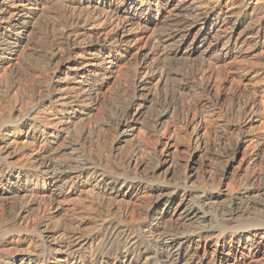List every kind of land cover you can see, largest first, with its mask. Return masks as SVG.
<instances>
[{"label": "bare ground", "instance_id": "obj_1", "mask_svg": "<svg viewBox=\"0 0 264 264\" xmlns=\"http://www.w3.org/2000/svg\"><path fill=\"white\" fill-rule=\"evenodd\" d=\"M217 4L0 0V264H264V0ZM39 23L58 27L54 49ZM179 52L197 54L203 71L175 77L172 95L189 102L174 119L161 62ZM29 56L48 78L21 81ZM130 60L119 105L109 90ZM219 62L243 99L239 120L218 124L239 136L213 171L201 130L223 109ZM149 103L165 106L141 122Z\"/></svg>", "mask_w": 264, "mask_h": 264}, {"label": "rangeland", "instance_id": "obj_2", "mask_svg": "<svg viewBox=\"0 0 264 264\" xmlns=\"http://www.w3.org/2000/svg\"><path fill=\"white\" fill-rule=\"evenodd\" d=\"M198 1L200 3H202V8H206L207 5L209 6L210 4L218 3L216 6V12H218V13H220V12L222 13L225 9L235 8V6L238 5V2H239V0H198ZM261 1L262 0H252V3H260ZM203 4H204V6H203ZM245 23H243V24H245ZM38 25L36 26L35 32L40 33L42 38H43L40 40L42 47L47 48V50H49V48L51 49L52 47L54 49L53 40L55 39L54 37H56L58 27L57 26L56 27L55 26L54 27H46L42 23H39ZM243 26H245V25H243ZM160 29L162 30L161 25L160 26L157 25V27L155 26V28H153L151 26L150 29H148V35L150 37H155L156 35H158V33L161 32ZM241 29H242V27H239L237 29V32ZM29 37L30 38H29L27 45L25 47V48H27V50H29L30 48L35 46L37 43V40H36V37L34 34H31V36H29ZM40 42L38 41V43H40ZM51 44H52V47H51ZM205 46H206V44L203 45V47H205ZM59 53H61V54H59L60 56L63 54L62 51ZM177 54H176L177 56L175 55V58H172V59L166 58L161 62V65H163V68L167 69L169 71V73H168L167 77L165 76L168 80H166L165 78H164V80H165L164 82L162 80V83L160 84L161 85L160 91H161V93L163 92L164 94L168 93V94H166V101L165 102L166 103L171 102V104L173 103L172 105L174 108V115H175V116H173L174 119H175V117H177L178 113L182 110V105H181L182 101L184 100L183 101L184 103L189 102L188 101L189 99L186 98L184 94H180V93L178 94L177 92H175L174 95H172V89L173 88L171 89V86L175 87L174 85L178 81V79L177 78L175 79V77L178 76V78H179L180 77L179 73L183 74L184 72H185L184 74H190L193 72H195V73L197 72V74L200 76L202 74L201 71H203V66H201V63H200V60H198L197 54H195L196 56L194 55L190 58L188 57L187 59H186V57L184 58V55L181 52H179ZM131 61L132 60L127 61L126 64L124 63L125 65L123 64L121 67V71L119 73V79H120L119 81L121 83L119 85L117 83L116 84L117 86L112 85V87L113 86H116V87H114V88L111 87L113 90H109L110 91L109 94H112V95L108 94L109 98L113 102H116V104L118 103L119 105L123 104L124 101L127 100L131 94L130 93L131 87L129 86L130 85L129 83H131L130 82L131 81L130 78L132 76L131 73L134 69L133 68L134 63H133V61L132 62ZM40 62H41V59L40 58L38 59L34 56H29V57L25 58V62H24V69L25 70L23 73H22V71H20V74L22 77V78L21 77L20 78L22 79L21 80L22 82H25L26 84H28V83H30L29 80H33L32 83H34V80H37L38 78H40V79L42 77L48 78L50 76V70H47L46 72H44L45 74H43V75H42V73H40V75L38 74L39 72L37 71L36 68H38L37 66H39ZM132 63H133V65H132ZM220 63L221 62H219L216 66L213 67V69H214L213 74L216 77L215 78L216 80L226 81L225 85H227V86L224 87L225 88L224 92L226 94L224 95L225 97L223 96V101H222V105H223L222 108L223 109H222V111H220L221 114L219 116H215V118L213 116L211 117V115H209V114H205V115L202 114L203 115L202 121L204 120L202 124H204V125H202L203 127H202L201 132L203 134V138H204L205 145H206V149L204 150V155L206 154L207 156L210 157L211 163H210L209 168H211L213 171L219 170L222 167V165L224 163L223 162L224 156H222L223 155L222 152H224L225 148H227L228 146H230L233 143V140L236 139L235 137L239 136V134L236 133L235 131H231L232 129H228V128L219 129L218 124L223 123V122L236 123L239 120L237 110H238V107L241 105L242 99H243V98L240 99L237 97V95H234V91H233L234 86L238 85L237 76L229 75V72L227 71L229 66L223 65L222 63L221 64ZM164 69H162V70L164 71ZM169 69H171L174 72L170 71ZM248 75L251 76L252 74L250 73ZM174 81H175V83H174ZM232 93H233V95H232ZM171 98L173 99L172 101H170ZM149 104H152L153 106L152 105L150 106L147 104V109L145 108L146 111H144L143 114L141 115V118H144L143 120L140 119L141 122L148 121L150 116L152 117L153 114L160 111L161 108H163L165 106L162 103L161 104L160 103H149ZM258 123H255L253 125V127L251 128V129L255 130L253 132H256V131L258 132L260 130V128L258 127L259 126ZM99 142L102 143L101 140H99ZM100 143H99V145H100ZM182 154L183 153L181 151H178L177 152L178 156L175 157V160L177 159L176 162H178L181 165V166L177 167L178 170H182ZM141 156L146 162H149V164H152L151 159L149 161V158L146 157L145 154H142ZM237 161H238V159H237ZM245 166H244V164H242L241 168L238 169L237 172H235V178L236 179L241 178L244 175H246L247 168ZM261 168L264 170V161L261 163ZM73 201L77 202L78 200L73 198ZM73 201L71 200L70 203L72 204ZM7 204H0V214H2L4 212L5 208L8 206ZM68 213H71V212L67 211L66 215L60 213L56 216V218L58 217L61 219L64 217L66 218L67 216L70 217L71 214L69 215ZM90 226H91V224L88 223L85 227L89 228Z\"/></svg>", "mask_w": 264, "mask_h": 264}]
</instances>
